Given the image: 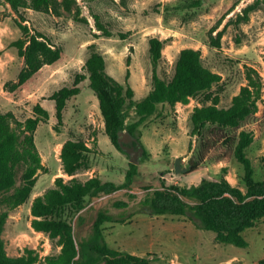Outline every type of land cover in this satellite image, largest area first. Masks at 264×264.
<instances>
[{
	"label": "rangeland",
	"instance_id": "1",
	"mask_svg": "<svg viewBox=\"0 0 264 264\" xmlns=\"http://www.w3.org/2000/svg\"><path fill=\"white\" fill-rule=\"evenodd\" d=\"M255 0H51L47 9H19L15 12L0 0V113L10 112L13 123L24 122L34 115L39 104L49 114L34 133V142L43 169L28 200L8 212L1 238L5 256L11 259L37 255L36 264L61 251L58 238L31 226V204L55 187V180L84 182L91 177L124 182L129 156L118 151L104 132V121L98 100L89 88L84 64L91 48L102 54L106 72L124 86L133 89V102L144 99L152 89L149 39L163 41L157 75L168 81L174 73L179 52L185 48L199 50L203 65L219 76L217 83L203 93L190 96L187 103L173 106L158 104L155 112L138 127L137 138L144 152L139 158L137 174L131 184L134 200L125 190L110 194L98 193L85 199V207L72 219L65 210L62 218L71 221L76 238L91 231L98 211H105L118 222L102 224L103 235L110 250L125 251L149 258L153 264H260L264 261V217L243 236L246 247H237L217 240L211 231L198 229L184 216L150 215L139 205L145 186L181 187L198 185L204 180L225 178L231 185L246 191L243 166L232 150L223 143L206 153L197 169L201 149L200 137L192 135L193 108L210 104L218 96V108H227L240 88L247 83V68L260 77L261 97L254 113L243 128L253 137L246 149L256 181L264 180V0L242 20L243 9ZM19 23L43 34L59 47L61 57L53 64L43 65L30 79L18 84L24 60L18 55L16 42L25 38ZM84 78L77 81L78 76ZM80 88L67 100L62 123L57 129L54 101L51 95L63 87ZM125 124L138 120L134 109H125ZM127 133L126 131H124ZM67 141L84 143L90 152L85 167L73 175L62 170L61 150ZM124 147H128L124 143ZM186 172H175V160ZM23 167L16 170V186ZM127 201L125 208L115 201ZM1 210V207H0Z\"/></svg>",
	"mask_w": 264,
	"mask_h": 264
},
{
	"label": "trees",
	"instance_id": "2",
	"mask_svg": "<svg viewBox=\"0 0 264 264\" xmlns=\"http://www.w3.org/2000/svg\"><path fill=\"white\" fill-rule=\"evenodd\" d=\"M18 12L19 9H47L51 0H2ZM259 0L243 9L242 20L258 7ZM25 38L16 42L17 52L24 60V68L18 76L22 85L45 64H53L61 57V50L55 47L40 32H30L19 23ZM163 41L157 37L149 39V55L152 70V89L144 99L134 103L133 89L124 86L105 70V60L93 49L85 61L89 88L98 100V108L104 121V132L111 144L121 153L127 154L118 142L120 133L126 131L137 137L138 127L150 115L158 104L174 105L187 103L190 96L203 93L218 82L219 76L206 68L199 50L185 48L179 52L170 80L160 78L156 65L161 58ZM80 75L78 80L83 79ZM247 83L233 96L227 108H218V96L210 99V104L193 108L191 114L192 135L200 137L201 149L197 162L191 163L189 172L197 169L211 147L224 144L232 150L236 160L243 166V182L246 191L231 185L225 178L204 180L198 185L181 187L167 185L162 181L158 187L145 186L144 196L139 205L150 215L184 216L198 229L216 234L221 243L237 247H246L243 236L246 229L264 217V180L254 179V170L246 149L252 143V134L243 128L246 120L254 113L261 97L260 77L251 68H247ZM80 88L63 87L51 95L54 101L57 129L62 123V113L66 102L78 95ZM134 109L138 120L126 125L125 109ZM34 115L24 122H15L10 112L0 113V264H36L37 255L28 251L26 256L11 259L5 256L1 238L8 212L25 203L35 185L36 174L43 169L41 157L34 142V133L40 122H46L49 114L37 104ZM138 139V138H137ZM90 149L82 142L67 141L61 150L62 170L73 175L85 167L86 155ZM124 182L116 185L111 181H102L91 177L84 182L71 179L64 182L62 177L55 180V187L47 190L43 196L34 198L31 204V226L40 232L48 233L50 238H58L61 251L56 256L46 257L43 264H153L147 257H141L125 251L110 250L103 235L102 224L118 222L107 212L98 211L91 231L86 236L76 238L73 232V217L85 207V199L98 193L110 194L125 190V195L134 200L131 184L137 174V165L128 164ZM23 167L20 183L16 186V170ZM118 208L128 206L127 201H115ZM65 210L71 211V221L62 218ZM235 264V263H231ZM264 264V261H260Z\"/></svg>",
	"mask_w": 264,
	"mask_h": 264
},
{
	"label": "water",
	"instance_id": "3",
	"mask_svg": "<svg viewBox=\"0 0 264 264\" xmlns=\"http://www.w3.org/2000/svg\"><path fill=\"white\" fill-rule=\"evenodd\" d=\"M118 142H119L121 148L129 156L130 163L137 164L139 158L142 156V154L144 152V149H143L142 145L140 144L139 140L137 139V137H135L131 134L122 132L118 136ZM129 142L135 143L136 150L132 149L131 147H124V143H129ZM174 169H175V172H186L187 171L186 168H180L179 167V159L175 160Z\"/></svg>",
	"mask_w": 264,
	"mask_h": 264
},
{
	"label": "flooded vegetation",
	"instance_id": "4",
	"mask_svg": "<svg viewBox=\"0 0 264 264\" xmlns=\"http://www.w3.org/2000/svg\"><path fill=\"white\" fill-rule=\"evenodd\" d=\"M127 144H128V147H131L132 149L136 150V145H135V143L129 142V143H127Z\"/></svg>",
	"mask_w": 264,
	"mask_h": 264
}]
</instances>
